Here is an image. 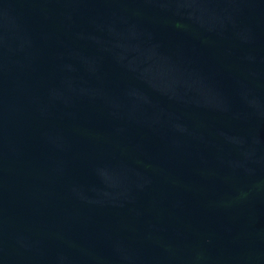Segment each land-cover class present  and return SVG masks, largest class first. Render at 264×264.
I'll return each mask as SVG.
<instances>
[{
    "label": "water",
    "instance_id": "obj_1",
    "mask_svg": "<svg viewBox=\"0 0 264 264\" xmlns=\"http://www.w3.org/2000/svg\"><path fill=\"white\" fill-rule=\"evenodd\" d=\"M0 264H264V0H0Z\"/></svg>",
    "mask_w": 264,
    "mask_h": 264
}]
</instances>
